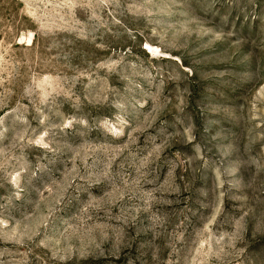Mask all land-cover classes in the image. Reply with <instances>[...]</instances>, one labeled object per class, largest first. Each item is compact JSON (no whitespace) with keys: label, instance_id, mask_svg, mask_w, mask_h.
<instances>
[{"label":"rangeland","instance_id":"obj_1","mask_svg":"<svg viewBox=\"0 0 264 264\" xmlns=\"http://www.w3.org/2000/svg\"><path fill=\"white\" fill-rule=\"evenodd\" d=\"M0 264H264V0H0Z\"/></svg>","mask_w":264,"mask_h":264}]
</instances>
